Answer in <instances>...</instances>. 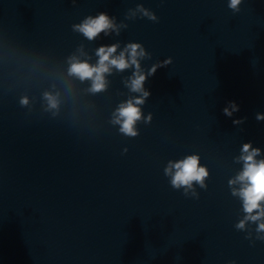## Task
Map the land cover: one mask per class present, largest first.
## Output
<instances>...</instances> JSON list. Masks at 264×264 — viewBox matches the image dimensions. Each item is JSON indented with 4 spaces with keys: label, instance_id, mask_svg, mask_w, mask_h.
Masks as SVG:
<instances>
[{
    "label": "water",
    "instance_id": "95a60500",
    "mask_svg": "<svg viewBox=\"0 0 264 264\" xmlns=\"http://www.w3.org/2000/svg\"><path fill=\"white\" fill-rule=\"evenodd\" d=\"M145 88L136 135L115 117L138 91L0 166V264H264V231L236 227L246 214L229 183L244 143L264 158V38ZM193 153L209 175L186 192L165 169Z\"/></svg>",
    "mask_w": 264,
    "mask_h": 264
},
{
    "label": "clouds",
    "instance_id": "9594fccd",
    "mask_svg": "<svg viewBox=\"0 0 264 264\" xmlns=\"http://www.w3.org/2000/svg\"><path fill=\"white\" fill-rule=\"evenodd\" d=\"M242 0H227L228 7L238 12ZM149 19L157 20L155 12L144 8L143 5L137 6ZM74 29L81 31L89 39L95 38L102 31L110 28H117L114 19L107 12L101 11L96 16H88L81 23L73 25ZM119 29L117 28V31ZM119 43L101 44L96 49L98 57L96 63H90L87 59H79L76 56L70 57L68 72L71 75L79 77L81 80L91 79V90L99 91L107 86L105 73L112 71L113 67L119 70L133 67L134 71L130 78V87L134 91L142 92V96L129 99L123 102L117 109L118 115L116 122L121 125L120 130L127 135H136L138 129L135 127L136 121L142 116L139 107L144 98L151 94L150 89L144 88V81L150 75H154L157 68L171 63L172 57H167L164 61L154 63L147 72L141 69L140 59L147 53L145 47L140 41H129L123 49L117 52ZM49 102L55 106L57 101L54 96L47 94ZM26 102V99L25 101ZM231 108L227 105L223 111L231 116L233 111L238 110L239 105L235 101H229ZM151 118V114L147 119ZM257 119H264V113H257ZM234 123L240 120H234ZM261 151L259 148L252 147L251 141L243 144L240 159L243 160V168L232 178L230 184H239L238 188H233V194L241 198L243 211L246 214L236 227L243 228L246 221H258L257 230L264 231V158H257ZM174 169V170H173ZM166 174H170V183L175 188L193 187V182L204 186V179L209 175L206 165L200 163L199 154L193 153L183 159L170 162L169 167L165 169ZM235 264V261L232 262Z\"/></svg>",
    "mask_w": 264,
    "mask_h": 264
}]
</instances>
